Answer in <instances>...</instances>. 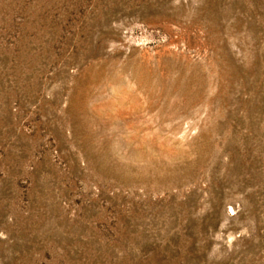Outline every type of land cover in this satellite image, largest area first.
I'll use <instances>...</instances> for the list:
<instances>
[{
  "label": "rangeland",
  "instance_id": "obj_1",
  "mask_svg": "<svg viewBox=\"0 0 264 264\" xmlns=\"http://www.w3.org/2000/svg\"><path fill=\"white\" fill-rule=\"evenodd\" d=\"M0 264H264V0H0Z\"/></svg>",
  "mask_w": 264,
  "mask_h": 264
}]
</instances>
